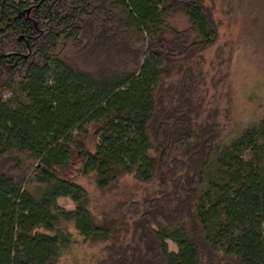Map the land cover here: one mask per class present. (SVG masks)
Instances as JSON below:
<instances>
[{"label":"trees","instance_id":"trees-1","mask_svg":"<svg viewBox=\"0 0 264 264\" xmlns=\"http://www.w3.org/2000/svg\"><path fill=\"white\" fill-rule=\"evenodd\" d=\"M217 39L204 0H0V264H59L70 225L95 264H264V116L228 141L207 109ZM75 155L155 188L95 215Z\"/></svg>","mask_w":264,"mask_h":264},{"label":"rangeland","instance_id":"rangeland-1","mask_svg":"<svg viewBox=\"0 0 264 264\" xmlns=\"http://www.w3.org/2000/svg\"><path fill=\"white\" fill-rule=\"evenodd\" d=\"M204 3L218 26L216 43L204 51L205 105L225 128V138L230 141L264 116V0H204ZM170 23L178 28L187 26L181 12L175 13ZM94 142L90 134L91 148ZM66 176L85 188L95 215L111 212L119 201L139 200L155 188L126 175L110 190H100L92 174H82L78 155L73 157ZM57 205L74 208L69 197L58 198ZM69 230L74 242L58 263L95 264L100 244L84 242L71 225ZM167 243L170 251H177L171 241Z\"/></svg>","mask_w":264,"mask_h":264}]
</instances>
